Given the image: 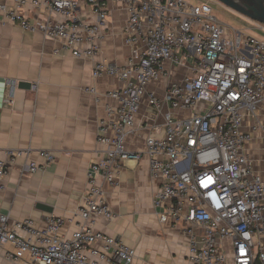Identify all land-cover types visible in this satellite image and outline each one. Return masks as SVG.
<instances>
[{
    "label": "built area",
    "instance_id": "obj_1",
    "mask_svg": "<svg viewBox=\"0 0 264 264\" xmlns=\"http://www.w3.org/2000/svg\"><path fill=\"white\" fill-rule=\"evenodd\" d=\"M108 1L126 9L125 43L145 45L142 51L133 49L123 67L95 59ZM28 7L42 11L43 18L29 21L24 13ZM79 11L90 12L95 23L82 20ZM0 12L21 29L58 41L72 57L91 59L93 78L109 75L122 83L107 94L119 106L107 107L110 119L99 123L97 143L105 150L88 168L86 204L78 212L77 229L64 238L61 218L52 217L39 230L30 219L10 224L0 215V258L29 264H131L135 250L93 226L95 218H115L105 186L115 185L124 161L145 157L156 184L152 205L159 222L181 220L189 226L191 264H264V175L253 169L245 149L251 136L242 130L264 104V37L255 35L264 32L263 25L250 20L252 30H233L218 20L208 0H14L13 6L0 5ZM186 61L189 74L181 82H166L165 63L181 66ZM154 81L166 82L162 99L147 93ZM87 92L95 95L94 88ZM144 96L155 110L168 104L164 135L147 125L144 151L132 153L125 141L134 131ZM26 154L6 155L11 162ZM38 155L45 164L31 162L30 174L55 161L51 152ZM8 172L7 163L0 161V180Z\"/></svg>",
    "mask_w": 264,
    "mask_h": 264
},
{
    "label": "crops",
    "instance_id": "obj_2",
    "mask_svg": "<svg viewBox=\"0 0 264 264\" xmlns=\"http://www.w3.org/2000/svg\"><path fill=\"white\" fill-rule=\"evenodd\" d=\"M13 4L14 0H0V5ZM108 9L95 59L123 67L131 51H142L145 45L142 41L132 46L125 43L127 12L122 4L108 1ZM86 11L78 12L80 18L95 23L94 15ZM24 13L29 21L44 16L42 11L30 7ZM92 64L89 58H74L63 52L58 41L40 32L25 31L7 22L0 12V161L7 163L9 171L0 180V215L7 216L10 224L30 219L42 230L52 217L61 218V236L70 238L81 222L78 212L86 204L88 168L103 157L105 150L97 143V129L101 121L110 119L106 108L119 106L107 94L122 86L113 76L93 78ZM190 65L189 61L181 66L165 63L169 75L165 81L181 82L189 74ZM165 81L150 82L147 93L162 99ZM20 83L30 87L20 88ZM12 86V102L8 103ZM89 88H94V96L87 92ZM168 109V104L163 103L160 111L155 110L146 96L142 98L134 131L125 141L128 152L144 151L147 125L159 127V136L164 135L163 115ZM242 130L251 136L245 149L253 169L264 175V104L258 108L256 118L246 119ZM9 151L27 154L9 162ZM40 151L51 152L55 161L30 174L31 162L45 164L38 155ZM155 189L147 158L124 161L115 185L104 188L115 218H95L93 229L133 248L135 257L131 264H191L189 226L181 220L159 222L158 211L152 205ZM0 264L29 263L2 257Z\"/></svg>",
    "mask_w": 264,
    "mask_h": 264
},
{
    "label": "water",
    "instance_id": "obj_3",
    "mask_svg": "<svg viewBox=\"0 0 264 264\" xmlns=\"http://www.w3.org/2000/svg\"><path fill=\"white\" fill-rule=\"evenodd\" d=\"M229 10L264 26V0H216ZM20 88L30 84L20 83Z\"/></svg>",
    "mask_w": 264,
    "mask_h": 264
},
{
    "label": "rangeland",
    "instance_id": "obj_4",
    "mask_svg": "<svg viewBox=\"0 0 264 264\" xmlns=\"http://www.w3.org/2000/svg\"><path fill=\"white\" fill-rule=\"evenodd\" d=\"M191 2H195L196 0H187ZM208 4L210 5L213 14L218 18V20L236 31L247 32L249 29L254 28L253 22L248 20L247 18L227 9L225 6L217 2L216 0H208ZM249 32V31H248ZM257 32V31H255ZM254 32V33H255ZM261 33V34H260ZM257 36H263L264 32L255 33Z\"/></svg>",
    "mask_w": 264,
    "mask_h": 264
}]
</instances>
